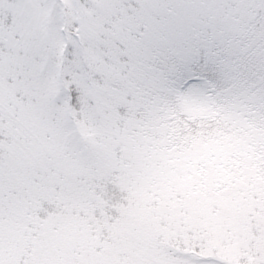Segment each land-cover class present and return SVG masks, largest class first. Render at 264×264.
<instances>
[{
  "label": "snow or ice",
  "instance_id": "1",
  "mask_svg": "<svg viewBox=\"0 0 264 264\" xmlns=\"http://www.w3.org/2000/svg\"><path fill=\"white\" fill-rule=\"evenodd\" d=\"M0 264H264V0H0Z\"/></svg>",
  "mask_w": 264,
  "mask_h": 264
}]
</instances>
